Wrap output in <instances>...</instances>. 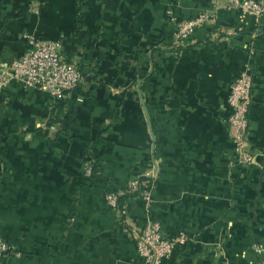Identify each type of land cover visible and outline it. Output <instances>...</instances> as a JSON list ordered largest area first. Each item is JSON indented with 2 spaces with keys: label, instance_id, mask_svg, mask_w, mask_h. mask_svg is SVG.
<instances>
[{
  "label": "crops",
  "instance_id": "0c3cea01",
  "mask_svg": "<svg viewBox=\"0 0 264 264\" xmlns=\"http://www.w3.org/2000/svg\"><path fill=\"white\" fill-rule=\"evenodd\" d=\"M226 0H0V68L24 34L58 40L83 82L65 99L0 90V264H140L147 215L187 243L164 264H256L264 247V26ZM215 11L180 45L178 19ZM252 67L251 166L236 161L229 87ZM152 177L147 211L106 192ZM148 212V213H147Z\"/></svg>",
  "mask_w": 264,
  "mask_h": 264
},
{
  "label": "built area",
  "instance_id": "2783aa9c",
  "mask_svg": "<svg viewBox=\"0 0 264 264\" xmlns=\"http://www.w3.org/2000/svg\"><path fill=\"white\" fill-rule=\"evenodd\" d=\"M226 9H237L251 16L255 30L264 26V0H226ZM172 23L171 43L182 44L196 28L207 22H216L215 11L201 10L190 18L178 19L168 12ZM27 41L25 52L14 59L5 68H0V90L11 81H18L25 88L41 90L52 97L65 99L84 80V75L76 63L68 61L58 40L38 38L34 34L22 36ZM253 72L247 62L230 84L228 105L230 113L227 119L229 137L240 166H251L255 157L249 142L248 111L251 104ZM153 188L152 177L132 180L125 188L106 192L107 208L117 209L122 198L135 196L140 198L148 211L150 209ZM148 213V212H147ZM188 241L185 232L167 235L161 224L147 215L142 230L135 238L136 251L141 258L140 264H164L174 252ZM12 247L0 236V261L11 254ZM252 251L258 256L256 264H264V247L257 244Z\"/></svg>",
  "mask_w": 264,
  "mask_h": 264
}]
</instances>
